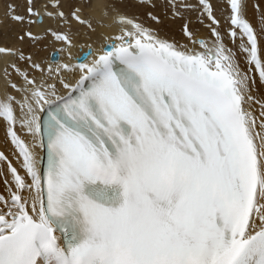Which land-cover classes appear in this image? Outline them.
Wrapping results in <instances>:
<instances>
[{
	"label": "snow or ice",
	"instance_id": "obj_1",
	"mask_svg": "<svg viewBox=\"0 0 264 264\" xmlns=\"http://www.w3.org/2000/svg\"><path fill=\"white\" fill-rule=\"evenodd\" d=\"M122 3L94 40L86 5L55 0L48 17L87 29L77 55L71 28L46 29L47 65L0 47L29 66L6 64L0 93V264H264V12L257 28L227 0L225 33L210 0H169L209 21L181 43Z\"/></svg>",
	"mask_w": 264,
	"mask_h": 264
},
{
	"label": "bare ground",
	"instance_id": "obj_2",
	"mask_svg": "<svg viewBox=\"0 0 264 264\" xmlns=\"http://www.w3.org/2000/svg\"><path fill=\"white\" fill-rule=\"evenodd\" d=\"M91 1L93 2V4H92L93 7L91 6L92 9L88 10V11H85V12H82L81 15L83 17H85V18H91V20L93 22V26L96 28V32L95 33H91V35H92V38L94 40H98L100 38L101 34H104V33H107V32L110 31V29H108L107 27L101 26V24L98 23V22L99 21H103L104 25H107L109 23V18L104 16V11H105V6L109 5L111 3V1L110 0H91ZM124 1L128 2L127 0H124ZM156 1H158V3L160 2V4H159L160 6L159 5L158 6L160 8L162 7L161 11H162L163 6H164L163 4H166L167 6H170L169 0H143V2H144L143 4L142 3L138 4V2H140V0H132V1L129 0L130 4L129 3L128 4L125 3V7L127 5L128 6L130 5L129 6L130 9L129 8H128L129 10L128 9L126 10L125 8H123V9L127 12V14L129 16L138 17L140 19V21L143 22L141 20V18H143V13L146 10V6L145 5L146 4L149 5L150 2H154L153 5H157V4H155ZM141 2H142V0H141ZM190 2L195 3V0H190ZM214 2H215V3H213L214 4V8H215V10L217 12L221 11L223 13H226L227 11H229L227 0H214ZM122 4L124 5V3H122ZM64 5H65V3H64ZM153 5L151 3L149 6L153 7ZM256 5H259V8H257ZM64 7H63V10L65 9ZM159 7H158V9L160 11ZM154 8L156 10L155 6H154ZM148 9H150V8H148ZM167 9H168V7H167ZM152 10H151V12H153ZM35 11L38 12L43 17V20H42L41 23H34L35 24V26H34L35 28L34 29H36L35 30L36 32H41L42 27L43 28H47V29L49 27H51L54 30L57 29V22L59 23V20L55 19V18L48 17L47 14H46L49 11L48 9L46 10L45 8L41 7V8H38L37 10H35ZM155 12H158V11H155ZM262 12H264V0H246V17L257 28H259V26H260V16H261ZM159 13L160 12H158L159 17L157 16L158 17V21H153V22L150 21V23H149V20H147L145 18L148 23L145 22V20H144L143 23H145L146 25L151 26V27H153L155 29H158L161 35H166V36H168L170 38L174 37V38L180 39L181 43H185L186 40L182 38L181 32L179 30L180 29V25H181L180 21L181 22H185V23L189 21L188 23H189L190 28L192 30H194V32L196 33L197 36L209 37V35H210L209 30L206 27V25L209 23V21L207 20L206 17L204 18L203 23L197 22V25L194 23L193 19L199 14L198 12L186 11V12H184L183 17L179 16L180 20L178 18L171 19V18L175 17V15L173 14V10L171 11V13H172V15L170 14L171 16L167 15L168 19L166 17H164L165 14H163V16H162V14H159ZM1 14L2 13H0V17L2 16ZM152 15H153V13H152ZM156 15H157V13H156ZM3 16H4V14H3ZM144 16H146V15H144ZM0 19L2 20V18H0ZM217 19H219L221 21V31L226 33V30H227V27H228L227 23H225L222 19H220L218 17H217ZM196 21H198V20H196ZM205 21L207 23H205ZM0 25H2V24H0ZM15 27H16V25H14V28ZM69 28H71V31L74 34L77 33V32L79 33V35H73V41H74L75 44H77V47L73 48L72 52H73L74 55H77L79 53V45L86 42L85 33L87 32V29L85 27L79 25L74 20L71 22V25L64 24V31L65 32L69 31ZM175 34H177V35H175ZM47 41H48V45H49V52H47L45 54L44 59L42 61L39 60L40 59L39 56L43 53V51H39L38 53H34V54L31 55L34 58V60H36L38 62H41L42 65H47L48 63H53V60L51 59L52 53L57 51L58 49H60L62 47V43L56 41L51 35L47 36ZM229 43H230L229 46H232L230 41H229ZM238 43H239V41H237V44ZM240 58L243 60L242 56ZM56 59L57 60L66 59L65 54L63 52L59 53V55L56 57ZM14 60H15L14 56H8V55L0 54V93L3 92L4 86H5L4 68H5L6 64H10L12 62H15ZM17 65L21 69L27 68L25 64H22V65L17 64ZM8 71H9V73L12 74V68H9ZM29 71H30V69H29ZM33 74L39 75L38 71H36V73L33 72ZM16 76H17V78L13 77V76H12V78L13 79H18V74L17 73H16ZM254 91L256 92V95H257L258 98H264V88H258V89L254 90ZM252 108L257 113L259 112V106L258 105L253 104ZM4 140H5V145H3ZM0 151L5 152V154L8 155L9 158L13 160V163L14 164L16 163L15 158L12 156V151H13L12 146H11L10 142L8 140H6V138H5V128L3 127L2 124H0ZM2 190H3V185H2V183H0V191H2Z\"/></svg>",
	"mask_w": 264,
	"mask_h": 264
},
{
	"label": "rangeland",
	"instance_id": "obj_3",
	"mask_svg": "<svg viewBox=\"0 0 264 264\" xmlns=\"http://www.w3.org/2000/svg\"><path fill=\"white\" fill-rule=\"evenodd\" d=\"M127 1L128 2H126V1L123 0L124 5L122 4V7L125 8L126 10L130 6V5L129 6L127 5L128 7L127 6L125 7V3L126 4L129 3V0H127ZM73 2H74V0H60V3L63 5V7L65 6L64 7L65 8L64 9L65 12H68V11L71 10V4ZM81 2L82 3L84 2V4L86 5L85 6L86 9L84 8L83 12L92 9L91 6L93 7V5H92L93 2L91 0H81ZM54 3H55V0H32V6L34 7V10H37L38 8L43 7L46 10L48 9L49 11L55 12V11H57V9L52 6ZM64 3H65V5H64ZM139 3H142L143 4L144 2H141V0H140V2H138V4ZM151 3H152V5L154 4V2H150L149 5ZM210 3L213 5L214 14H216V17L222 19L226 23L227 16H228V11L226 13H223L221 11L220 12H217L215 10V8H214V4H213V3H215L214 0H210ZM155 4H157V5H153V7L152 6L150 7L147 4L145 5L146 6V10L145 11L146 12L144 11L143 18H141V20L143 22H144V20H145V22H147V20H149V23H150V21H152V22L153 21H158V17H159L158 12H160L159 14H162V16H163V14H165L164 17H166V18L168 16H171L172 15V13H171L172 9L169 8L170 6H167L166 4H163L164 6H163V9L161 11V8L162 7L161 8L159 7L160 6L159 5L160 2L158 3V1H156ZM10 6H14L15 7V12H14L15 15H22V16L25 17V21L24 22H19V21H16V20H14L12 18V14H10ZM28 6H29V0H0V11H1L0 13H2L1 14L2 16L0 17V18H2V20L0 19L1 20L0 21V24H2V25H0V47H3V48H11V49L17 50L18 52H23V54H24L25 57L31 56L32 54L38 53L39 51H43V53L39 56V58H40L39 60L42 61L44 59L45 54L47 52H49V45H48V41H47V36L48 35H51V34L50 33H47L46 32V29L47 28H43V27H42L43 30L40 28L41 29V32H36L35 31L36 29H34L35 28L34 27L35 24H29L27 22L29 19L34 20L36 18L35 16H31V17L28 16V13H27V7ZM154 6L156 7V10H155ZM157 6L160 8V11H159V9H158ZM147 7L150 8V9L152 8L153 10L152 9L151 10L153 12H151V10L148 9ZM167 7H168V9H167ZM155 11H158V12H155ZM149 13L151 15L153 13L154 16L152 15L150 17ZM156 13H157V15H156ZM3 14H4V16H3ZM144 15H146V16H144ZM198 15L193 19V21H194V23L196 25H197V22H198V21H196V20H198L197 19L198 18ZM154 17L157 18V19H154ZM175 18H178L179 19V16H175L174 18H171V19H175ZM180 23H181V25H180V29L179 30L181 32L182 38L185 39V37L183 35V25L185 24V22H181L180 21ZM205 23H207V22L205 21ZM14 25H16L15 28H14ZM56 30H63L64 31V24H62L60 21H59V23L57 22V29ZM192 31L194 32V30H192ZM25 32H31V33H33V35L36 37V39H30L28 36L25 35ZM175 35H177V34H175ZM22 36H23V39H20V37H22ZM175 39L180 41V39H177V38H175ZM229 41L230 40L226 37L225 38V42L228 43V44H230ZM33 60H34V58H33ZM14 61H15L16 64H20V65L25 64L27 68L29 67L27 65V63H26L25 60H20V59H18V57H15V60ZM241 63L242 64L244 63V61L242 59H241ZM30 72L32 74H33V72L36 73V71H32L31 69H30ZM11 76L17 78L16 72L14 71V69H12ZM3 145H5V140L3 142Z\"/></svg>",
	"mask_w": 264,
	"mask_h": 264
},
{
	"label": "water",
	"instance_id": "obj_4",
	"mask_svg": "<svg viewBox=\"0 0 264 264\" xmlns=\"http://www.w3.org/2000/svg\"><path fill=\"white\" fill-rule=\"evenodd\" d=\"M51 59L53 60V57H52V55H51Z\"/></svg>",
	"mask_w": 264,
	"mask_h": 264
}]
</instances>
